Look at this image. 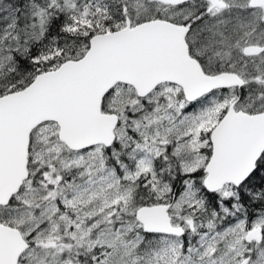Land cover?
I'll return each instance as SVG.
<instances>
[{"label":"snow or ice","instance_id":"6c2138e0","mask_svg":"<svg viewBox=\"0 0 264 264\" xmlns=\"http://www.w3.org/2000/svg\"><path fill=\"white\" fill-rule=\"evenodd\" d=\"M0 264H264V0H0Z\"/></svg>","mask_w":264,"mask_h":264}]
</instances>
